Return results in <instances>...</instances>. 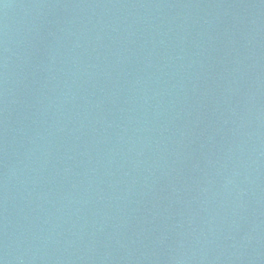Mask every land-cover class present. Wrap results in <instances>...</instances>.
<instances>
[{
    "label": "water",
    "instance_id": "water-1",
    "mask_svg": "<svg viewBox=\"0 0 264 264\" xmlns=\"http://www.w3.org/2000/svg\"><path fill=\"white\" fill-rule=\"evenodd\" d=\"M0 264H264V0H0Z\"/></svg>",
    "mask_w": 264,
    "mask_h": 264
}]
</instances>
